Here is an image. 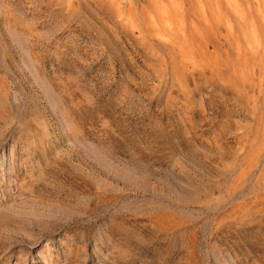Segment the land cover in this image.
Here are the masks:
<instances>
[{
	"label": "rangeland",
	"instance_id": "1",
	"mask_svg": "<svg viewBox=\"0 0 264 264\" xmlns=\"http://www.w3.org/2000/svg\"><path fill=\"white\" fill-rule=\"evenodd\" d=\"M0 264H264V0H0Z\"/></svg>",
	"mask_w": 264,
	"mask_h": 264
}]
</instances>
